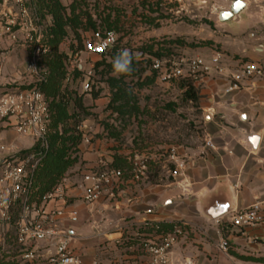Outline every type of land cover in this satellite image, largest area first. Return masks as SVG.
<instances>
[{"label": "crops", "instance_id": "0c3cea01", "mask_svg": "<svg viewBox=\"0 0 264 264\" xmlns=\"http://www.w3.org/2000/svg\"><path fill=\"white\" fill-rule=\"evenodd\" d=\"M245 3L242 11L226 20H221L220 14L231 9V0H192L187 4L178 0L174 6L177 13L186 10L192 19L200 18L208 9L209 20L218 28L216 35L209 38L214 43L211 47L184 51L189 57L202 58L212 70L194 79L201 141L188 147L171 146L177 147L178 158L186 161L179 176L169 173L175 166L169 147L149 151L147 174L135 180L130 159L136 155L128 156L127 152L111 149V143L94 139L97 129L91 135L84 133L90 142L83 141L79 146L80 165L70 169L60 182L67 211H75L77 216H66L59 223L60 229L71 232V248L84 262L148 264V256L136 244V235L153 233L149 230L152 225L168 231L171 224L181 223L185 233L174 246L169 264H264V78H245L239 89L228 90L245 63L256 62L264 67V18L250 12V1ZM6 7L5 1L0 3V14ZM24 37L14 41L8 35L0 36L1 88L18 79L19 69L27 72L28 62L19 66L28 53L21 43ZM218 54L221 72L214 62ZM86 122L88 132L93 126ZM207 140L215 147L207 146ZM0 143L9 149L0 152V158L35 146L33 139L18 134L1 119ZM100 162L122 170L124 177L108 185L98 201L88 204L84 200V175L98 169ZM1 173L0 161V176ZM219 204L222 207L215 213ZM254 204L260 205L263 220L251 226L235 225V211ZM0 228L2 251L12 256L8 259L16 264H43V259L20 263L16 258V232L11 230L5 235V226L0 224ZM222 239L228 241L227 252L218 247ZM40 247L44 256L55 251L47 243H40Z\"/></svg>", "mask_w": 264, "mask_h": 264}, {"label": "rangeland", "instance_id": "374dc122", "mask_svg": "<svg viewBox=\"0 0 264 264\" xmlns=\"http://www.w3.org/2000/svg\"><path fill=\"white\" fill-rule=\"evenodd\" d=\"M6 2L7 8L12 9L19 22L22 18V8L27 11L26 18L32 20L37 33L41 36V45L49 47V51L42 53L39 61L40 75L48 74L47 58L52 53L50 44V28L53 18L49 14L39 11L37 0H0ZM67 7L66 14L70 15L69 6L74 0H59ZM77 12L80 14V26L74 30L69 26L67 35L58 47V53L63 55V69L66 73L63 89L67 87L71 93L66 104L68 129L76 134H93L99 132L94 139L111 143V149L127 152L128 156L147 155L149 151L164 150L171 146H193L201 141L202 123L199 122V110L196 103L186 96L190 78L174 79L164 83L158 79L152 68L153 58L180 59L189 57L184 51L196 47H211L218 28L209 20L210 11H206L200 18L192 19L185 10L177 13L175 5L178 0H77ZM250 1V12H258L264 18V0ZM190 3L192 0H183ZM242 11V10H241ZM86 12V14H83ZM249 12V13H250ZM92 17L91 25L87 16ZM246 22V15H243ZM18 28H13L17 30ZM113 29L118 34V44L114 53L121 49H130L139 53L140 59L133 65L134 71L130 76L115 78L104 70V66H97L103 59L111 62L112 54L105 56L84 52V40L96 30ZM193 31H195L193 33ZM197 32V33H196ZM79 34V37H78ZM24 35L19 32V36ZM178 39V43L168 44ZM208 42V43H206ZM27 49L20 67L31 58V44L21 42ZM166 45V46H165ZM24 49V48H23ZM158 53V54H157ZM29 58V59H28ZM86 67L94 65V77L91 81L92 89L83 90L84 73L77 69V65ZM21 70L15 82L11 81L1 92L15 88H27L37 82L38 77ZM79 71V72H78ZM81 99L82 106L78 104ZM57 112V109H55ZM90 121L93 128L85 131V123ZM83 142V137L77 146ZM68 145H71L69 143ZM81 145V144H80ZM77 146L69 150L71 157H80L76 152ZM127 156H122L125 160ZM80 165V159L74 167ZM74 171V170H73ZM78 172H70L74 174ZM10 226H7V229ZM2 229L0 228V237ZM17 255V254H16ZM11 255L2 251L0 258H9ZM15 257V256H14ZM12 258V256H11ZM10 258V259H11Z\"/></svg>", "mask_w": 264, "mask_h": 264}, {"label": "built area", "instance_id": "2783aa9c", "mask_svg": "<svg viewBox=\"0 0 264 264\" xmlns=\"http://www.w3.org/2000/svg\"><path fill=\"white\" fill-rule=\"evenodd\" d=\"M244 2L246 0H243ZM21 22L18 21L12 9L7 8L0 14V36L8 35L12 40H18L19 32H23L27 43L31 44V58L27 63V72L38 77L41 83L45 77L40 75L39 61L42 53L49 51V47L42 46L41 36L32 20L25 19L27 11L22 8ZM13 28H18L13 30ZM118 34L113 29L93 31L84 40V52L94 55H105L118 44ZM221 55L214 58L216 69L221 72L219 63ZM152 68L161 82L168 83L174 79H197L208 73L212 67L200 57H181L180 59L153 58ZM77 69L84 73L83 90L92 89L91 81L94 77V65H77ZM264 78V67L256 62L245 63L241 74L233 77L234 81L228 90L239 89L245 78ZM0 119L13 127L22 136L30 137L35 141V150L22 154L14 153L0 158L2 173L0 176V224L5 226V235L8 231L16 232L17 260L20 263H37L43 259V264H102L99 260L84 262L71 248L72 234L70 231L59 228L60 220L66 216L75 218L77 212L67 211V199L62 185L43 197L36 195V172L40 167L49 148V130L51 112L49 102L39 84L27 88H15L0 94ZM83 141L90 142L89 137L83 135ZM206 145L214 148L211 140ZM6 145L0 143V152H7ZM174 168L169 170L172 177H177L185 169L186 161L178 158L177 147L169 149ZM149 156L136 155L130 159L131 174L135 180H141L149 169ZM124 172L115 169L105 162H100L99 168L84 175L86 183L84 200L88 204L98 201L107 191L108 185L119 183ZM111 194V193H109ZM112 195V194H111ZM61 203L57 204L56 203ZM51 203L55 204L51 206ZM263 220L260 215V205L254 204L244 210H236L233 223L238 226H251ZM10 228L7 229V226ZM184 225L176 223L171 231L151 234L138 233L137 245L148 256V264H169L172 250L184 235ZM40 243L51 245L55 251L44 256ZM219 249L227 252L228 241L222 239Z\"/></svg>", "mask_w": 264, "mask_h": 264}, {"label": "trees", "instance_id": "16d2710c", "mask_svg": "<svg viewBox=\"0 0 264 264\" xmlns=\"http://www.w3.org/2000/svg\"><path fill=\"white\" fill-rule=\"evenodd\" d=\"M37 4L39 11L44 12V14L51 15L53 18V23L50 28V44L53 50L51 55L47 58L48 74L46 75L45 80L39 83L41 90L48 99L51 112V123L48 137L49 148L47 150L46 156L44 157L40 167L36 172V195L41 198L45 194L53 191L60 184L69 170L72 169L79 160L78 157H71V155L68 153L72 146H77L83 135L81 133L76 134L67 127L68 120L73 118V116H68L66 110V104L69 97H71V93L68 91L67 87L63 89V81L65 80L66 73L63 69V55L58 53V47L64 37L67 35L66 28L68 26L74 30L80 26V14L82 11L77 12V0H74V2L69 6L70 15L66 14L67 7H65L59 0H37ZM83 14H86V12ZM87 21L91 25H95L92 23V17L90 15L87 16ZM178 42L179 40L176 39L169 41L168 44H174ZM116 48L117 45L108 52L110 55L112 54V58L117 54L114 53ZM105 55H101V57ZM134 64L136 65V62L133 63V65ZM102 65L104 66V70H106L107 73L112 72L111 62H107L103 59L97 63V66ZM186 81H188L186 84L188 87L186 90V96L190 100H193L196 103V106H198V95L194 85V79L190 78ZM78 104L82 106L81 99L78 100ZM55 109H57V112ZM69 143H71V145H68ZM80 144L76 148L77 153H79ZM36 148L37 147L34 146V148L31 150H35ZM26 152H29V150L22 151L21 153L24 154ZM175 224H171L168 231H171ZM149 230L151 232L153 231V233L163 231L162 227L159 225H152L149 227ZM0 264L16 263L3 257L0 258Z\"/></svg>", "mask_w": 264, "mask_h": 264}, {"label": "clouds", "instance_id": "9594fccd", "mask_svg": "<svg viewBox=\"0 0 264 264\" xmlns=\"http://www.w3.org/2000/svg\"><path fill=\"white\" fill-rule=\"evenodd\" d=\"M140 59L139 53H133L130 49H121L111 59L112 76L119 78L121 76H130L134 71L133 62H138Z\"/></svg>", "mask_w": 264, "mask_h": 264}, {"label": "water", "instance_id": "95a60500", "mask_svg": "<svg viewBox=\"0 0 264 264\" xmlns=\"http://www.w3.org/2000/svg\"><path fill=\"white\" fill-rule=\"evenodd\" d=\"M232 1V7L229 11H222L220 14L221 20H226L232 17L233 15L239 13L245 6L246 3L243 0H231ZM253 144H255L256 138H252ZM210 215H216L213 212H210Z\"/></svg>", "mask_w": 264, "mask_h": 264}, {"label": "bare ground", "instance_id": "6f19581e", "mask_svg": "<svg viewBox=\"0 0 264 264\" xmlns=\"http://www.w3.org/2000/svg\"><path fill=\"white\" fill-rule=\"evenodd\" d=\"M221 207H222L221 204L217 205L214 212L217 213L221 209Z\"/></svg>", "mask_w": 264, "mask_h": 264}]
</instances>
